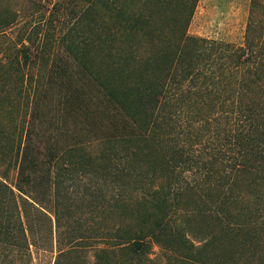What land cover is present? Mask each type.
I'll return each instance as SVG.
<instances>
[{
    "label": "rangeland",
    "instance_id": "rangeland-1",
    "mask_svg": "<svg viewBox=\"0 0 264 264\" xmlns=\"http://www.w3.org/2000/svg\"><path fill=\"white\" fill-rule=\"evenodd\" d=\"M252 1L0 0V153L7 146L16 148L23 139L34 95L29 85L34 86L41 78V84L48 89L47 74L52 65L62 59L76 65V70L85 65L91 74L90 77L84 75L85 81H90L93 88L94 81L99 83L93 76L108 78L107 75L120 74V58L113 57L116 51L128 55L127 71L144 66L153 56H173L180 47L173 36V25L179 16H191L187 34L213 41L210 46L190 44L195 54L204 49L222 56L230 55V48L226 49L225 44L244 46L252 16L255 23L259 21L264 25V0H257L256 8ZM186 2L189 4L187 13L186 5L183 11ZM262 31L259 42L264 50V26ZM28 44L32 47L33 60L24 65L21 50ZM76 55L78 61H75ZM22 86L27 90H22ZM48 93L50 100L44 105L47 117L53 118L56 127L66 130L56 129L61 139L56 143L58 140L45 129L51 119H44L41 126L46 135L40 158L50 168L55 164L51 169L52 175H56L55 180L50 181L51 202L47 209H42L46 215L36 211L32 214L35 229L30 230L17 197L29 250L0 241V264H55L59 249L73 245L75 250L64 259V264H95L96 253L101 248L107 250L101 254L99 264H221L225 255L233 256L231 264H264V209L257 216L250 208L245 209L244 204L237 203L242 181L224 167L231 164L224 156L221 158L219 154L210 165L213 169L207 185L198 191H188L183 198L187 204L168 222L170 212H162L146 202L138 179L126 176L125 159L134 158L136 165L142 164L139 170L149 175L153 173V177H147L149 181L159 183L156 180L167 176V171L158 156L167 148L172 153L179 152L178 147L184 144L175 140L165 145L164 131L153 126L145 130L133 122V110L129 109L130 114L127 110L115 109L112 110L114 115L106 114L107 121L113 116L118 122L130 120V135L123 144L117 140H96L89 148L71 151L76 161L83 159L88 167L76 164L75 175L70 178L63 174L68 157L62 155L64 150L77 147L72 134L79 130L78 117L66 110L65 97L59 96V92L49 90ZM50 146L62 149L57 161H51L46 154ZM203 150L206 160L210 153L217 151ZM178 159H185V154L181 158L178 154ZM2 160L0 154V180H4L2 174H5L7 181H4L19 194L15 186L17 166L10 160L6 163ZM180 167L171 182L174 186L194 178L191 162ZM116 169L118 173L112 174ZM82 171L89 175H79ZM118 193L121 197L114 201ZM8 207L0 204L2 224ZM225 215L234 216L238 223L251 224L224 230L221 219ZM144 227L160 232L159 238L164 240L166 248L160 249L152 242L146 261L139 257L130 259L129 252L121 248L120 243ZM179 227L182 230H175ZM183 235L196 245L208 243L199 249L193 248L182 242Z\"/></svg>",
    "mask_w": 264,
    "mask_h": 264
},
{
    "label": "trees",
    "instance_id": "trees-1",
    "mask_svg": "<svg viewBox=\"0 0 264 264\" xmlns=\"http://www.w3.org/2000/svg\"><path fill=\"white\" fill-rule=\"evenodd\" d=\"M252 2L253 8H256L258 1ZM185 5L187 13L189 4L184 3V12ZM190 18L179 16L173 25V36L179 41L180 47L171 57L153 56L144 66L127 71V65H130L128 55L123 56L116 51L113 57L120 58V74L115 77L107 75L108 78L93 76L99 81H94L93 88L90 81H85V78L91 76L85 65L76 70V65H71L68 59H62L48 71V89L41 84V78L34 86L29 85L33 87L34 95L23 139L16 148L7 146L0 153L4 163L10 160L17 166L15 186L19 191L16 194L6 182L5 174H2L6 181L0 180V204H7L9 209L3 216L4 224L0 222V241H9L18 249L29 250L21 210L29 229H35L32 214L38 212L46 215L42 209H47L51 202L50 181L56 178L51 169L55 164L50 168L41 160L40 153L44 150L42 142L46 135L45 129H48L52 138L58 140L56 143L61 141L56 129L61 132L66 130L62 126L56 127L53 118L47 117L44 105L50 100L49 90L57 91L59 96L65 97L66 110L78 117L79 130L72 134L76 138L77 147L64 150L62 155L68 157L63 168L65 176L71 178L75 175L76 164L88 167L83 159L76 161L71 151L89 148L96 140H117L123 144L131 133L132 122L128 119L118 122L114 116L107 121L106 114L114 115L112 110L115 109L127 110L131 114L130 110H133L132 117L136 125L145 130L153 126L164 131L165 145L175 140L184 144L178 147L181 148L179 152L175 150L172 153L167 148L164 154L158 156L167 171V176H160L156 180L159 183L149 181L147 177H153V173L149 175L139 170L142 164L136 165L134 158L125 159L128 163L126 176L138 179L140 190L144 192L140 193L146 202L162 212H170L168 222L187 204L183 198L188 191H198L207 185L213 169L210 165L219 158V154L231 162L227 167L222 161L227 171H233L242 181L237 192V203L244 204L245 209L250 208L257 216L261 213L264 209V50L259 41L262 39L264 25L259 21L255 23V17L252 16L244 46L225 44L226 49L230 48V55L222 56L215 52H205L204 49L195 54L190 44L210 46L213 41L187 34ZM21 53L24 65L33 60L30 57L31 45L24 47ZM74 58L75 61L79 60L78 55ZM22 90L27 89L23 87ZM44 119L51 121L41 130ZM205 148L217 151L210 153L206 160V155H203ZM47 150L46 154L51 161H57L62 154L59 147L50 146ZM178 154L179 158L185 154V159L180 161ZM190 162L194 167L192 181L186 179L185 184L178 182L176 186L172 185L173 176L178 172L180 164ZM118 170L111 173L117 174ZM79 175L89 174L82 171ZM17 197L21 202V210ZM120 197L118 193L114 201ZM226 215L221 219L224 230L227 227L228 230L238 229L242 225L251 224L238 223L240 221L234 216ZM162 229L163 224L159 231ZM175 230L180 231L182 228ZM160 232H151L144 227L121 242L120 247L129 252L130 259L139 257L146 261L152 242L159 245L160 249L166 248L164 240L159 238ZM182 242L197 249L208 243L206 241L196 245L186 235H183ZM74 250V245L69 249L60 248L55 264H64V259L72 255ZM106 250L101 248L96 253L95 264H99V258ZM232 258V255H225L221 264H231Z\"/></svg>",
    "mask_w": 264,
    "mask_h": 264
}]
</instances>
